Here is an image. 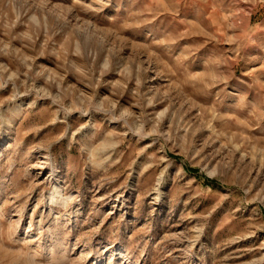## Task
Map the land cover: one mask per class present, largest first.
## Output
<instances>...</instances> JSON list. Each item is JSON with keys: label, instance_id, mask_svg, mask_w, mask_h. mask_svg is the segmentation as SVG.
<instances>
[{"label": "rangeland", "instance_id": "obj_1", "mask_svg": "<svg viewBox=\"0 0 264 264\" xmlns=\"http://www.w3.org/2000/svg\"><path fill=\"white\" fill-rule=\"evenodd\" d=\"M0 264H264V0H0Z\"/></svg>", "mask_w": 264, "mask_h": 264}]
</instances>
